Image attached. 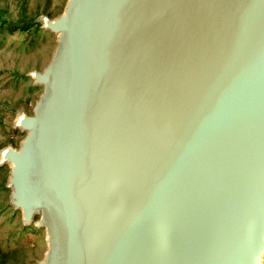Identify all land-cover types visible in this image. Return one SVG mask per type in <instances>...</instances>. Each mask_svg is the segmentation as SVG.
Masks as SVG:
<instances>
[{
    "label": "water",
    "instance_id": "obj_1",
    "mask_svg": "<svg viewBox=\"0 0 264 264\" xmlns=\"http://www.w3.org/2000/svg\"><path fill=\"white\" fill-rule=\"evenodd\" d=\"M5 148L38 264H263L264 0H68Z\"/></svg>",
    "mask_w": 264,
    "mask_h": 264
},
{
    "label": "rangeland",
    "instance_id": "obj_2",
    "mask_svg": "<svg viewBox=\"0 0 264 264\" xmlns=\"http://www.w3.org/2000/svg\"><path fill=\"white\" fill-rule=\"evenodd\" d=\"M68 0H0V251L3 264H38L48 248L46 232L35 224L25 225L21 211L15 210L8 187L10 166L1 163L7 147L20 148L26 132L18 128L23 114L32 115L43 87L32 73L43 71L57 46L56 34L43 28L46 17L61 15ZM2 22L13 27H2ZM39 24L36 33L19 26ZM16 26V27H15ZM33 226L34 229L25 227ZM264 264V258H263Z\"/></svg>",
    "mask_w": 264,
    "mask_h": 264
},
{
    "label": "trees",
    "instance_id": "obj_3",
    "mask_svg": "<svg viewBox=\"0 0 264 264\" xmlns=\"http://www.w3.org/2000/svg\"><path fill=\"white\" fill-rule=\"evenodd\" d=\"M5 22H2V27L7 26L5 25ZM9 28L13 27L11 23H7ZM16 27V26H15ZM20 29H22L23 31H28L30 33H36L39 32L41 30L40 25L39 24H33V23H27L23 26H19ZM28 230V229H34L33 226L30 227H25L23 230ZM4 255H1V251H0V264L4 263Z\"/></svg>",
    "mask_w": 264,
    "mask_h": 264
}]
</instances>
